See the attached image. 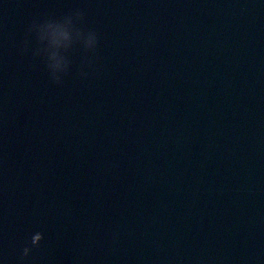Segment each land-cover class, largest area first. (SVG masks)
<instances>
[{
	"label": "water",
	"instance_id": "95a60500",
	"mask_svg": "<svg viewBox=\"0 0 264 264\" xmlns=\"http://www.w3.org/2000/svg\"><path fill=\"white\" fill-rule=\"evenodd\" d=\"M0 264H264V0H0Z\"/></svg>",
	"mask_w": 264,
	"mask_h": 264
}]
</instances>
